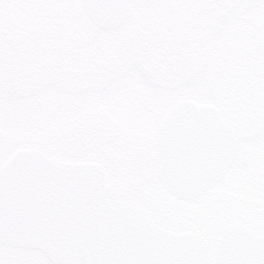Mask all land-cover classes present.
<instances>
[{
  "label": "snow or ice",
  "instance_id": "snow-or-ice-1",
  "mask_svg": "<svg viewBox=\"0 0 264 264\" xmlns=\"http://www.w3.org/2000/svg\"><path fill=\"white\" fill-rule=\"evenodd\" d=\"M0 264H264V0H0Z\"/></svg>",
  "mask_w": 264,
  "mask_h": 264
}]
</instances>
